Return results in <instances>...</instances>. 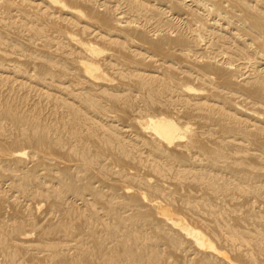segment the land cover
<instances>
[{
	"label": "bare ground",
	"instance_id": "1",
	"mask_svg": "<svg viewBox=\"0 0 264 264\" xmlns=\"http://www.w3.org/2000/svg\"><path fill=\"white\" fill-rule=\"evenodd\" d=\"M0 264H264V0H0Z\"/></svg>",
	"mask_w": 264,
	"mask_h": 264
},
{
	"label": "rangeland",
	"instance_id": "2",
	"mask_svg": "<svg viewBox=\"0 0 264 264\" xmlns=\"http://www.w3.org/2000/svg\"><path fill=\"white\" fill-rule=\"evenodd\" d=\"M2 181H3V182H2ZM2 181H1V186H2V188L5 187L4 189H6V188H7V185H8L7 178H4ZM3 183H4L5 185H4ZM22 201H23V200H22ZM23 202H24V201H23ZM77 203H79L78 200H77Z\"/></svg>",
	"mask_w": 264,
	"mask_h": 264
}]
</instances>
